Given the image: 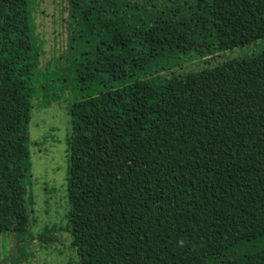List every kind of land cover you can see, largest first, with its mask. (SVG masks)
I'll return each mask as SVG.
<instances>
[{"label":"trees","instance_id":"16d2710c","mask_svg":"<svg viewBox=\"0 0 264 264\" xmlns=\"http://www.w3.org/2000/svg\"><path fill=\"white\" fill-rule=\"evenodd\" d=\"M33 1L0 0V234L29 225ZM71 4L75 264H264V51L165 83L137 79L159 59L263 40L264 4L246 31L217 0Z\"/></svg>","mask_w":264,"mask_h":264},{"label":"rangeland","instance_id":"374dc122","mask_svg":"<svg viewBox=\"0 0 264 264\" xmlns=\"http://www.w3.org/2000/svg\"><path fill=\"white\" fill-rule=\"evenodd\" d=\"M232 25L246 31L251 15L264 0H217ZM72 0H34L36 31V92L29 123V158L26 179L27 233L0 234V264H75L79 257L70 245L68 216L74 21ZM202 55L195 51L170 60L159 59L137 79L165 83L172 77L213 69L227 60L251 57L264 51V39L231 51L211 45ZM51 85L41 89V83ZM134 81L130 79L128 82ZM48 91V92H47ZM45 93L58 96L44 98ZM52 99V98H51ZM52 231L44 240L40 236Z\"/></svg>","mask_w":264,"mask_h":264}]
</instances>
